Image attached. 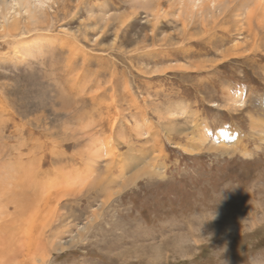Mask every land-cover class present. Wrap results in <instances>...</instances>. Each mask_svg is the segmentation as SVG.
<instances>
[{"label": "rangeland", "instance_id": "1", "mask_svg": "<svg viewBox=\"0 0 264 264\" xmlns=\"http://www.w3.org/2000/svg\"><path fill=\"white\" fill-rule=\"evenodd\" d=\"M187 1L0 0V264H264V0Z\"/></svg>", "mask_w": 264, "mask_h": 264}, {"label": "bare ground", "instance_id": "2", "mask_svg": "<svg viewBox=\"0 0 264 264\" xmlns=\"http://www.w3.org/2000/svg\"><path fill=\"white\" fill-rule=\"evenodd\" d=\"M250 1H252V0H250ZM261 2H262V0H260ZM38 2L40 3V4H42L43 5V0H38ZM187 2H189V4L191 5L192 4V6L194 5V6H200V5H202L204 2H205V4H215V6H216V4L219 2H221V0H188ZM248 2H249V0H248ZM257 2H258V0H257ZM17 4H19L21 7H23V8H26V12L27 13H30V15L33 17V18H35L36 16H37V9H36V7L35 8H33V6H32V4H31V2H30V0H17ZM258 4V3H257ZM30 18V17H29ZM38 19V18H37ZM148 152H149V154H146L145 152H142V153H140V154H136L135 152H134V150L133 149H130L124 156H123V160H122V166H121V168H120V170H119V174L116 176V177H112L111 179H109V180H107V182H106V184L107 185H109V184H113V183H116V184H118L120 187H121V189H125L127 186H129V185H131V184H133V183H135V181L138 179V178H140V177H142V176H144V175H147V176H150V174L151 175H154V174H157V173H159V171L156 169V167H154L155 166V164H156V166H157V160L159 159V157H160V155L157 153V152H155L153 149H151V150H148ZM155 153H157V154H155ZM122 157H120V159H121ZM119 160V159H118ZM88 162L89 163H91V166L93 167V170L95 171L96 169H99V163L100 162H102V160L100 161L99 160V157H97L96 155H91L89 158H88ZM120 164V163H119ZM118 166V165H117ZM95 168V169H94ZM149 168V169H148ZM35 174V173H34ZM111 175V174H110ZM115 175V174H114ZM41 177H42V179L40 180L41 181V183H42V181L43 180H45V178H44V176H43V174L41 175ZM41 177H39V178H41ZM38 178V177H37ZM39 178H38V180H39ZM37 180V181H38ZM26 185V184H25ZM40 186V185H39ZM36 187H38L37 185H36ZM41 187V186H40ZM36 190H39V188H37ZM41 192V191H40ZM31 201V200H30ZM30 203V202H29ZM28 206H29V204H28ZM105 206V202H103L102 203V205H101V207H100V209H103V207ZM2 207H3V205H2ZM4 208V207H3ZM2 208V209H3ZM30 208V207H29ZM22 210V209H21ZM73 211V210H72ZM81 213H82V211H80ZM17 214H19V213H17ZM96 214V215H95ZM95 214L93 215V218H92V220H90L89 221V223L87 224V225H85L84 226V229L83 230H89V228L91 227V225H92V223H94V222H96L97 221V217L100 215V213L99 214H97L96 212H95ZM19 216H20V214H19ZM22 216V215H21ZM79 216H82V214H80ZM21 219V218H20ZM45 224V223H44ZM16 226V225H15ZM44 227V226H43ZM44 230V229H43ZM44 232H45V230H44ZM43 232V233H44ZM148 232V231H147ZM147 232H145V230H144V232H140V233H142L141 234V236L142 237H144V236H146L147 238L148 237H150V236H148L147 235ZM154 232V231H153ZM145 234V235H144ZM32 235V234H31ZM151 236H153L152 235V233H151ZM79 238H80V235L78 236ZM72 240H69V241H67V242H65V243H63V242H58L56 245L58 246V247H69V246H71V245H73V243H74V240H75V238L73 239V238H71ZM151 239V238H150ZM114 244L115 243H117V242H113ZM108 244V243H107ZM112 244V243H111ZM116 245V244H115ZM114 245V246H115ZM122 245V244H121ZM108 247V246H107ZM110 247V246H109ZM113 247V246H112ZM116 247V246H115ZM8 248H10L9 246H8ZM130 253V251H127L126 253L127 254H129ZM117 256V255H116ZM129 256V255H128Z\"/></svg>", "mask_w": 264, "mask_h": 264}]
</instances>
